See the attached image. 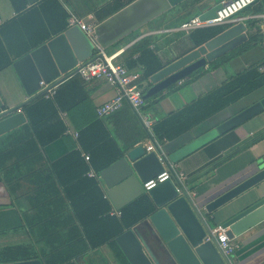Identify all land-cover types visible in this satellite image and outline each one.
Segmentation results:
<instances>
[{"label": "trees", "instance_id": "16d2710c", "mask_svg": "<svg viewBox=\"0 0 264 264\" xmlns=\"http://www.w3.org/2000/svg\"><path fill=\"white\" fill-rule=\"evenodd\" d=\"M11 1L15 13L0 22V68L68 26V12L59 0H39L33 4H28L27 0ZM199 1L187 0L184 7H191ZM255 11L260 12V5ZM195 15L196 12H190L185 20ZM255 21L247 22L253 31L246 40L211 60L208 66L194 70L184 82L195 80L208 68L221 65L260 42V33L254 30ZM223 26L217 24L191 30L193 44L204 43L220 32ZM119 41L110 45V51L116 48ZM152 42L151 36H144L122 52L125 64L141 71L138 82L144 92L150 85V76L162 67L160 58L151 47ZM262 84L264 71L255 65L249 66L155 120L150 131L158 142L171 140ZM69 85H74V90L81 88V76L78 73L71 75L57 86L53 96L46 97L41 93L32 101L22 104L20 108L26 114V123L19 130L10 132L0 145V180L11 195L10 205H15L23 197L27 201L24 216L29 237L23 243L0 248V262L39 258L43 264H81L79 261L89 250L105 244L112 249L120 264H129L115 237L154 209L153 201L144 192L120 207V216L108 213L112 207L111 201L104 197L105 191L99 181L88 176L86 171L91 165L100 172L119 158L124 149L99 116L77 131L80 149L72 148L58 159L40 166L44 146L61 137L66 130L59 112L66 108L62 97L66 94V87L71 89ZM154 96L144 99L140 107L143 111L148 107L155 109ZM263 134L259 133L254 139ZM239 139L240 132L234 127L204 147L209 156L216 158L213 162L219 164L230 155H222L221 152ZM133 142L129 140L131 145ZM83 151L89 154V160L84 158ZM186 182H189L188 179ZM38 242L39 248L36 246Z\"/></svg>", "mask_w": 264, "mask_h": 264}, {"label": "water", "instance_id": "95a60500", "mask_svg": "<svg viewBox=\"0 0 264 264\" xmlns=\"http://www.w3.org/2000/svg\"><path fill=\"white\" fill-rule=\"evenodd\" d=\"M37 1L27 0V3ZM180 1L132 0L94 26L95 39L104 49ZM220 6V1L212 3L198 14L199 18L214 17ZM245 29L243 20L225 23L220 32L204 43L193 44L172 60L163 62L162 67L150 76V85L143 93V99L164 92L188 78L194 70L246 40ZM93 58L94 43L78 24L69 25L18 57L11 65L25 94L30 96L24 103L42 93L41 81L59 82L72 75L79 62ZM20 105H10L0 97V135L26 121ZM263 108L264 97L169 154L163 153L153 139V150H147L140 143L134 144L100 170L102 181L112 196L119 194L124 185H138L155 176L164 170L165 165L172 176L146 192L154 203L153 211L115 237L129 264H233L231 254L224 255L218 247L212 233L213 223L218 218L216 224L226 227L227 237L233 239L264 219V157H256L251 162L250 173L245 178L212 197L192 194L188 187L177 180L170 164L251 118ZM8 194L6 185L0 180V196ZM115 198L117 200L118 197ZM218 214H222V217H216ZM0 264L43 262L39 258H30Z\"/></svg>", "mask_w": 264, "mask_h": 264}, {"label": "crops", "instance_id": "0c3cea01", "mask_svg": "<svg viewBox=\"0 0 264 264\" xmlns=\"http://www.w3.org/2000/svg\"><path fill=\"white\" fill-rule=\"evenodd\" d=\"M59 1L68 12V26L71 17L93 23L95 26L106 20L114 12L132 0ZM185 1L187 0L180 1L152 20L143 24L135 31L122 37L119 39L120 41L117 40L119 43L113 51L122 49L117 60L124 62L122 58L124 49L144 36H151L153 38L151 47L162 63L170 61L175 56L190 49L193 45V41L190 37V32H186L179 28L181 22L185 20L190 12H196V15H198L202 10L210 7L212 3L216 1L221 2L223 0H200L188 8L184 7ZM258 5H260V12H262L264 4L261 0H258L238 13L239 16H242L241 20H243L246 25L245 32L247 37L251 31H253V29H249L247 22L248 20H252V14H256L255 9ZM111 9L116 10L109 12ZM14 13L15 11L11 0H0V22L9 19ZM254 30L260 33V42L250 46L244 52L231 58L227 62L213 68H208L207 71L195 80L184 82V80L187 79L184 78L164 92L155 94L152 98L156 100V103L153 102L156 104L155 109L148 107L146 111H143L141 108L135 109L128 102H124L118 110L107 116L101 117L110 130L111 135L118 140L119 144L124 149V152L127 147L137 143L145 147L152 145L154 149L155 141L163 153L169 154L202 135L241 109L264 97V84H262L249 94L171 140L158 142L150 131L151 125L155 120L183 106L206 91L220 85L227 80L230 75L243 71L249 66L255 65L259 68V65L264 61V21L262 19H260V24H255ZM110 47V45L107 46L104 48V51L107 53L113 52L110 51ZM11 63L0 68V97H3L10 105H22L30 96L25 94L23 86ZM208 63L204 66H208ZM67 78L59 82H57L58 80H52L49 83H58L59 85ZM81 79V88L74 90V85H69L71 89L66 87L64 90L66 94L62 97V100L66 108L60 110L59 116L66 125V130L61 137L44 146V156L39 162L40 166H44L46 163L58 159L72 148L80 149L74 132L81 129L92 119L98 117L96 107L110 99L116 93L115 87L103 79H85L83 77H81ZM26 121L15 129L0 135V145L10 132L19 130ZM236 129L240 132V139L236 144L221 152L222 155L230 153L221 163L215 164L213 160L216 158L209 156L206 151L207 148L204 147L213 139L198 149L186 154L178 161L171 162L170 165L175 171L177 180L182 185L188 187L192 194H200L202 197L206 195L212 197L218 192L226 190L250 173L248 171L249 166L256 157H264V134L254 139L259 133L264 132V108L251 118L237 125ZM129 140L134 141L132 145L129 143ZM243 144H245V146H243ZM241 145L242 147L239 148L238 146ZM164 168L168 169L166 165ZM180 172L185 175L184 179L178 177ZM187 179L189 182H186ZM142 183L143 182H140L138 185L134 186L124 185V187L119 190V194L123 197L117 198V200L115 196H118V193L112 196L108 193V189L103 181L100 182V185L111 201L112 207L114 209H120V207L126 203L146 192L143 189ZM10 196V194L7 196H0V248L23 243L29 239L26 233L24 216V210L28 206V203L23 197L20 198L15 205H10ZM116 201H118V203H116ZM216 217H222V214H218ZM214 221L216 222L213 223V227L217 225L216 223L219 220L215 218ZM232 242L234 243V249L230 258L233 264H264V219L239 236L233 238ZM153 245L154 247L156 246L155 243H153ZM36 246L39 248L40 243L38 242ZM84 258L88 259L91 264H104L105 260L108 264H120L114 256L112 249L105 244L96 249L89 250L83 256V259Z\"/></svg>", "mask_w": 264, "mask_h": 264}, {"label": "built area", "instance_id": "2783aa9c", "mask_svg": "<svg viewBox=\"0 0 264 264\" xmlns=\"http://www.w3.org/2000/svg\"><path fill=\"white\" fill-rule=\"evenodd\" d=\"M257 1L258 0H223L221 1V6L215 11L214 17L200 19L198 15H195L182 21L179 28L186 32H190L198 27L237 22L242 19V16H239L238 13ZM261 1L264 4V0ZM252 19L256 20V24H260V19L264 21V9L260 13L252 14ZM69 22V25L78 24L94 43L95 58L79 62L74 73H78L85 79H103L113 85L116 89V93L110 99L96 107L97 115L99 117L107 116L118 110L124 102H128L133 108L139 109L144 103V91L138 82L141 71L139 69H131L124 62L117 60L122 49L110 53L105 52L95 39L93 23L82 21L76 17H71ZM259 69L264 70V61L259 65ZM40 83L42 85L40 89L46 97L55 94L58 83L50 84L43 83L42 81ZM77 135L78 133L75 131L74 136L77 137ZM146 149L151 150L153 149V146L149 145ZM82 154L86 160H89L88 153L83 151ZM86 174L95 177L99 183L102 181L100 172L95 171L91 165L86 171ZM178 177L184 179L185 175L180 172ZM168 178H171V173L168 169L164 168L163 171L145 180L142 183L143 189L147 192L158 183ZM104 197H107L105 192ZM108 213L116 216L121 215V211L119 209H114L113 207L109 209ZM225 231L226 227L221 224H217L212 228V233L215 236L220 251L224 255H229L233 252L234 243L232 242V239L227 237Z\"/></svg>", "mask_w": 264, "mask_h": 264}, {"label": "rangeland", "instance_id": "374dc122", "mask_svg": "<svg viewBox=\"0 0 264 264\" xmlns=\"http://www.w3.org/2000/svg\"><path fill=\"white\" fill-rule=\"evenodd\" d=\"M117 197L119 199V198H122L123 196L121 194H119ZM87 261H88V259H86V258L83 259V257H82V259H81V261H79V263H81V264H91L90 261H88V262ZM104 264H108L106 260H105Z\"/></svg>", "mask_w": 264, "mask_h": 264}]
</instances>
